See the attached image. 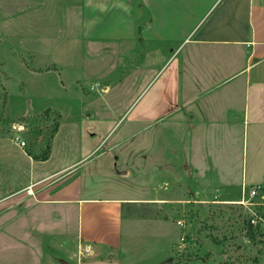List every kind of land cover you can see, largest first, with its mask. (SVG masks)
I'll list each match as a JSON object with an SVG mask.
<instances>
[{"label":"rangeland","instance_id":"374dc122","mask_svg":"<svg viewBox=\"0 0 264 264\" xmlns=\"http://www.w3.org/2000/svg\"><path fill=\"white\" fill-rule=\"evenodd\" d=\"M100 4L0 0V193L16 172L18 183L27 178L24 152L37 155L49 147L43 169L62 170L33 181L34 188L52 191L69 183L80 197L119 198L123 233L111 240L119 242L120 254L105 246V256L89 255V245L72 232V212L63 209L61 225L59 205L52 210L27 199L11 204L6 190L0 198V264H264V192L249 198L261 202L253 206L261 223L252 224V213L236 201L241 186L220 184L212 170L228 178L245 174L251 158L247 129L240 125L233 134L221 124L187 131L182 112L160 97L163 76L149 83L123 77L118 56L115 62L104 55L90 61L83 50L87 70L76 84L45 59H54L49 50L74 59L75 46L78 52L82 46L74 43L95 20L96 9L87 8ZM14 122L25 125L23 149L11 141ZM226 150L230 160H213V166L202 160ZM187 154L194 163L185 160ZM10 225L20 233L13 245Z\"/></svg>","mask_w":264,"mask_h":264},{"label":"crops","instance_id":"0c3cea01","mask_svg":"<svg viewBox=\"0 0 264 264\" xmlns=\"http://www.w3.org/2000/svg\"><path fill=\"white\" fill-rule=\"evenodd\" d=\"M102 3L99 10L96 6L87 8L89 13L96 9L95 20L89 22L88 34H82L74 43L82 45L79 52L75 46L74 59L66 60L61 56V50H49L50 54L54 53V59L49 56L45 59L55 61L61 75L68 76L75 84L87 70L81 63L83 50L90 53V61L104 55L109 58L108 63L112 57L111 62H115L114 56H118L116 64L126 78L141 80L145 77L143 81L146 79L149 83L163 76L165 87L160 97L170 100L173 110L182 112L180 117L187 131L193 132L203 125L216 127L221 124L233 134L240 125L247 129L251 158L246 161L245 174L228 178L225 174L219 176L212 168L217 181L229 186L264 182V0H102ZM108 29L114 34H104ZM74 60L80 61V67ZM99 70L100 73L104 71L103 68ZM105 86L108 88L107 84ZM188 143L190 147L191 139ZM51 152L52 149L46 159L24 152L28 176L18 183L15 170L13 179L9 177L11 179L5 182L4 192H9V203L23 204L27 199L31 206L46 207L48 203L52 208L59 205L61 225L66 208L74 216L72 232L89 245V255L105 256V246H110L114 252L119 250V253V242L114 245L111 240L114 236L120 239L123 233L119 198L80 197L69 191V183L52 191L34 188L33 181L52 179L62 170L43 169ZM229 154L227 150L221 154H207L202 160H210L213 166V160H230ZM187 156L185 160L192 161L190 155ZM1 159L0 153L2 163ZM211 164L207 162L208 171ZM203 167L204 164L200 171ZM27 188L33 191H26ZM4 192L0 193V198L6 196ZM9 224L13 222L9 221ZM19 234L10 225L9 243H18Z\"/></svg>","mask_w":264,"mask_h":264},{"label":"built area","instance_id":"2783aa9c","mask_svg":"<svg viewBox=\"0 0 264 264\" xmlns=\"http://www.w3.org/2000/svg\"><path fill=\"white\" fill-rule=\"evenodd\" d=\"M24 123L22 122H14L12 123L11 129V141L17 145L18 147L22 148L25 146V141L22 139L21 132L24 131ZM31 190V189H29ZM28 190V191H29ZM261 192H264V182H259L255 184H249V185H241V190H240V198H238L237 203H240L244 205L251 213V222L252 224L256 223L258 220H256L257 217V212L254 211V205H261V202H253L250 201L249 198H254L258 194H261ZM248 195V197L245 198V196ZM261 219V218H260ZM262 222L264 223V219H261ZM261 220L258 222L261 223Z\"/></svg>","mask_w":264,"mask_h":264},{"label":"trees","instance_id":"16d2710c","mask_svg":"<svg viewBox=\"0 0 264 264\" xmlns=\"http://www.w3.org/2000/svg\"><path fill=\"white\" fill-rule=\"evenodd\" d=\"M55 131H56V130H55ZM48 154H49V147L47 148V150H46L45 152H41V154H39V155H35V156H33V157H35V158L39 157V158H41V159H46L47 156H48Z\"/></svg>","mask_w":264,"mask_h":264}]
</instances>
